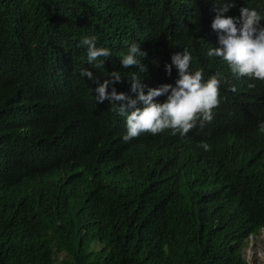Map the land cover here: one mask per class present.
<instances>
[{"label":"trees","instance_id":"trees-1","mask_svg":"<svg viewBox=\"0 0 264 264\" xmlns=\"http://www.w3.org/2000/svg\"><path fill=\"white\" fill-rule=\"evenodd\" d=\"M216 3L0 0V264H248L243 247L264 231V81L207 55ZM241 7L264 25V0L225 16ZM91 36L111 52L104 67L88 63ZM133 43L146 72L121 64ZM185 49L190 72L222 80L213 120L124 141L121 102L99 103L95 89L113 71L109 94L135 99L134 74L145 94L174 86L165 65Z\"/></svg>","mask_w":264,"mask_h":264},{"label":"clouds","instance_id":"clouds-1","mask_svg":"<svg viewBox=\"0 0 264 264\" xmlns=\"http://www.w3.org/2000/svg\"><path fill=\"white\" fill-rule=\"evenodd\" d=\"M236 7V0H217L214 6L216 13L211 24L213 31L218 34L219 47L209 48V57L222 58L231 68L234 74L247 77L250 80L264 81V25L262 17L254 8L241 7L239 18L225 16L232 8ZM81 44L87 46V59L89 64L97 62L94 67H104L105 60L111 55L108 48L97 47L96 37H84ZM147 54L140 51V45L133 43L121 61L124 68L136 66L140 72H146L147 66L141 63L137 57H145ZM105 58L101 60L99 58ZM172 64L165 65V70L170 76L172 65L178 70V79L175 85L164 84L158 88H148L147 94L141 79L135 74L132 76L131 91L136 94L133 99L124 93L117 94L115 88L108 93L110 81H121L119 72L109 74L110 79H105L95 89L96 100L103 103L109 100L113 105L119 103V114L126 119L127 134L123 136L128 142L139 137L142 133L157 134L166 129H171L172 134L177 132L184 137L196 127L197 122L203 127L206 122L214 118V109L220 105V85L222 80L218 75H212L204 80L203 69L194 73L190 72L192 61L191 53L185 49L182 53H176L171 57ZM80 75L94 80L93 73L88 69H81ZM98 80L95 81L97 83ZM255 83L248 85L254 89ZM229 90L237 92L235 85H229ZM166 95L163 103L157 102V98ZM139 105V106H138ZM260 132H264V122L258 124ZM205 151L210 150L207 141L200 144Z\"/></svg>","mask_w":264,"mask_h":264},{"label":"rangeland","instance_id":"rangeland-1","mask_svg":"<svg viewBox=\"0 0 264 264\" xmlns=\"http://www.w3.org/2000/svg\"><path fill=\"white\" fill-rule=\"evenodd\" d=\"M93 248L99 249L100 245L95 243ZM242 255L248 264H264V231L255 237H249L247 244L243 247ZM63 258L64 254H61L59 261Z\"/></svg>","mask_w":264,"mask_h":264}]
</instances>
